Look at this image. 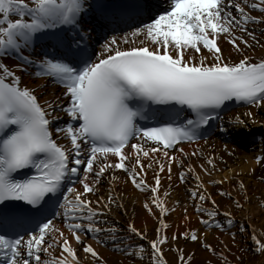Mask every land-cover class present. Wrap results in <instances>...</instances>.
<instances>
[{
  "label": "snow or ice",
  "instance_id": "6c2138e0",
  "mask_svg": "<svg viewBox=\"0 0 264 264\" xmlns=\"http://www.w3.org/2000/svg\"><path fill=\"white\" fill-rule=\"evenodd\" d=\"M88 7L85 0H0V53H20L40 30L60 25L78 28L79 17ZM248 8L264 12V0H170L167 9L154 13L148 22L121 37L113 35L105 40L95 59L86 47L79 46L83 36L81 41H74L77 47L70 45L60 55L33 61L21 54L22 60L37 65L36 75L52 77L64 85L63 95L69 102H61V106L76 123L70 120L55 132L70 139L68 147L54 138L50 123L55 119L50 111L53 105L38 101L32 89L20 85V77L0 63V264H82L69 236L54 223L61 215L72 239L83 244L85 253L98 257L80 232L105 231L96 222L103 209L92 207L81 191L67 185V177L83 167V192L92 193L95 189L87 182L88 173L96 177L95 183L106 167L130 169L137 187L147 186L156 193L155 186L138 179L140 173L125 163L131 156L123 151L126 145L135 150V164L141 170V155L147 157L150 151H157L156 147L146 150L144 143H131L134 137L162 144L161 151L167 157L164 149L198 138L197 130L217 116V109L225 101L235 98L264 105V58L253 62L244 55L229 62L217 43V36L227 33L239 50L233 28L246 32L247 22H264V17L252 15ZM201 47L209 50L211 62L203 54L197 60L195 53H200ZM149 102L187 106L192 116L180 123L170 116L168 123L140 126L137 117L147 118L143 109ZM236 123L243 121L237 117ZM82 146H88L84 160L80 158ZM109 154L118 156L119 161L108 160ZM98 162V168L94 167ZM209 162L213 163L211 159ZM159 167L162 170L165 165ZM21 170L31 174L18 178ZM154 179L158 185L160 177ZM61 195L62 201L52 198ZM57 205L53 215L52 208ZM158 206L162 213L168 211ZM208 211L216 216L214 210ZM191 238L197 239L195 230ZM250 238L255 250L264 253V235L253 232ZM54 245L61 249L59 255L50 253ZM151 247L152 258L165 264L158 240H152Z\"/></svg>",
  "mask_w": 264,
  "mask_h": 264
},
{
  "label": "bare ground",
  "instance_id": "6f19581e",
  "mask_svg": "<svg viewBox=\"0 0 264 264\" xmlns=\"http://www.w3.org/2000/svg\"><path fill=\"white\" fill-rule=\"evenodd\" d=\"M248 11L264 17V12L259 9L248 8ZM134 28L108 34L98 45L96 54L101 52V45L109 37H121ZM246 29V32H241L238 27L233 28L239 50L230 42L227 33L217 36L218 46L229 62L238 61L244 55L253 62L264 58V22L249 21ZM249 33L254 34V38ZM241 36L243 40L239 39ZM140 39L144 38L141 36ZM244 40L248 41L247 45ZM145 43L152 46L151 41L145 40ZM121 46H125L123 41ZM21 54L33 61L42 60L35 53L25 55V51L21 50ZM201 54L211 62L208 49L201 47V52L195 53L197 60ZM0 63L14 71L20 77V85L32 89L38 101L53 105L50 111L55 119L50 123L54 138L66 147L70 146L69 138L55 132L56 127H64L67 123L68 114L61 106V102H69V98L63 95L65 87L49 76L36 75V64H29L13 52L0 53ZM237 117L243 121L242 124L236 123ZM259 126L264 132V105L248 103L224 115L218 129L207 139L179 145L173 150L164 149L168 152L167 157L155 142L145 143L140 137L135 138L132 143H144L146 150L156 147L157 151H150L147 157L141 155L144 165L141 170L135 164V150L126 145L123 151L131 156L125 163L134 166L140 173L138 179L144 180L146 185L155 186L156 193L147 186L137 187L129 175L130 169L106 167L95 183L96 177L88 173L87 182L93 184L95 189L92 193L83 192L81 180L85 174L76 180L72 187L81 191L92 202V207L103 209L96 222L106 230L99 234L88 232L87 235L83 230L80 232L83 240L97 250L98 257L85 253L83 244L72 239L71 232L64 228L61 221L54 220V223L69 236L82 264H159L158 260L152 258V240H158L165 264H181L182 255L186 256L185 264H264V253L256 251L254 257L242 253V248L248 244L255 248L250 238L253 232L258 236L264 235V159H256L258 156L264 157V134L260 136L262 133H258L259 136L254 135L247 142L236 136L241 132H253ZM225 134H231L230 139ZM85 152L84 147L80 157L82 160L85 159ZM119 159L116 155H108L110 161ZM210 159L213 163L209 162ZM149 162L151 167H148ZM161 163L165 165L162 170L159 167ZM98 164L94 167L98 168ZM156 176L160 177L158 185L154 179ZM193 192L197 195H193ZM201 194L204 199H201ZM153 200H157V203H153ZM158 204L168 211L162 213ZM209 209L216 212L215 217L210 215ZM161 220L164 221L163 225ZM82 222L87 223L86 220ZM129 225L138 231L133 232ZM193 230L197 235L195 240L191 238ZM178 233L183 234L186 240H177ZM165 236L167 240L163 241ZM60 252L56 245L50 249L54 255ZM138 252L142 254L137 255Z\"/></svg>",
  "mask_w": 264,
  "mask_h": 264
},
{
  "label": "rangeland",
  "instance_id": "374dc122",
  "mask_svg": "<svg viewBox=\"0 0 264 264\" xmlns=\"http://www.w3.org/2000/svg\"><path fill=\"white\" fill-rule=\"evenodd\" d=\"M83 173H84V171H83ZM176 239H177V240H183V241L186 240L185 236H184L183 234H180V233H178V234L176 235ZM242 253H243V254H250L251 257H252V256L254 257L255 254H256V250H255L254 246H252L251 244H248V245H246V246H244V247L242 248ZM243 256H244V255H243ZM185 262H186V256H185V255H182L181 258H180V263H181V264H185ZM228 264H232V263H228ZM233 264H234V263H233Z\"/></svg>",
  "mask_w": 264,
  "mask_h": 264
}]
</instances>
